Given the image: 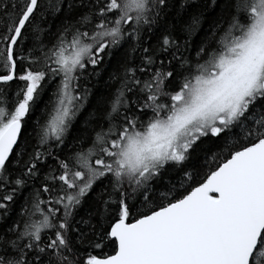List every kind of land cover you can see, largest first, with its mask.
Returning a JSON list of instances; mask_svg holds the SVG:
<instances>
[{
  "label": "snow or ice",
  "instance_id": "snow-or-ice-1",
  "mask_svg": "<svg viewBox=\"0 0 264 264\" xmlns=\"http://www.w3.org/2000/svg\"><path fill=\"white\" fill-rule=\"evenodd\" d=\"M0 264H264V0H0Z\"/></svg>",
  "mask_w": 264,
  "mask_h": 264
},
{
  "label": "trees",
  "instance_id": "trees-1",
  "mask_svg": "<svg viewBox=\"0 0 264 264\" xmlns=\"http://www.w3.org/2000/svg\"><path fill=\"white\" fill-rule=\"evenodd\" d=\"M197 4L202 3V0H196ZM195 8H190L189 11H195ZM184 18L187 19V14L184 15ZM204 27H207V22H205ZM147 40V37L145 38ZM158 37L152 38V43L155 44ZM139 63V61H137ZM112 68H109L103 72H101L100 77H92L90 82L86 85L92 92V95L89 96V103L85 105V109L77 116L76 118V126H82L83 121L87 117L88 113L93 110V106L96 103L97 98L101 93H107L108 89V82H109V72L112 71ZM15 87V85L13 86ZM47 99V96L45 97Z\"/></svg>",
  "mask_w": 264,
  "mask_h": 264
}]
</instances>
